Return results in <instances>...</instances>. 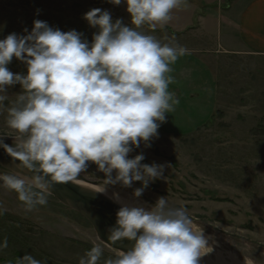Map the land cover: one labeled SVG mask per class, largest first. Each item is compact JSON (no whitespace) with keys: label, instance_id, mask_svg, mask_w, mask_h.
<instances>
[{"label":"clouds","instance_id":"9594fccd","mask_svg":"<svg viewBox=\"0 0 264 264\" xmlns=\"http://www.w3.org/2000/svg\"><path fill=\"white\" fill-rule=\"evenodd\" d=\"M109 2L118 6L122 0ZM123 2L135 27L92 9L84 16L98 29L91 43L75 30L63 32L40 20L27 35L12 33L0 40V114L6 112V126L15 133L12 145L0 136V149L17 169L0 174V187L15 192L25 212H32L47 204L54 183L74 182L95 164L103 173L97 193L120 205L108 240L134 242L104 264H200L213 251L212 238L184 207L170 206L166 197L145 207L125 203L118 191L108 194L117 185L131 188L140 182L133 192L140 198L150 183L164 178L166 165L142 164L143 154L129 156L142 143L151 146L166 114L179 104L169 91L174 82L169 74L187 54L174 36L162 43L138 30L145 24L166 25L184 0ZM13 58L27 66L26 75L9 70ZM17 84L22 93L6 107L7 89ZM6 247L4 238L0 249ZM102 255L103 248L94 245L79 264H98ZM15 264L42 262L26 254Z\"/></svg>","mask_w":264,"mask_h":264},{"label":"rangeland","instance_id":"374dc122","mask_svg":"<svg viewBox=\"0 0 264 264\" xmlns=\"http://www.w3.org/2000/svg\"><path fill=\"white\" fill-rule=\"evenodd\" d=\"M95 8L108 11L113 22L120 19L125 26L135 27L123 0L118 6L109 0H0V40L12 33L27 35L34 21L40 20L63 32L75 30L91 43L98 29L84 16ZM173 15L168 23L186 19ZM138 30L162 43L168 42L165 36H174L185 48L198 42L203 50L196 53L199 70L204 72L197 78L207 79L208 69L214 72L220 86L219 103L213 102L208 81L196 84V100L187 94L186 99H178L179 104L166 114L158 129V138L150 141V147L142 143L129 156L143 154L142 164L166 165L164 178L150 183L140 198L133 196L140 182L131 188L117 185L111 189L145 207L166 197L170 206L187 210L194 223L212 238L218 252L234 254L241 262L264 264V58L214 53L215 28L208 32L196 27L176 34L178 37L167 28L155 30L148 24ZM8 68L27 74V66L15 58ZM189 77L186 83L192 87ZM21 93L19 84L9 87L6 107ZM5 121L6 112L0 114V136L11 138L15 133ZM83 175L102 182L103 173L95 164L90 163ZM0 206V243L7 238V247L0 249L2 261L31 254L42 264H79L86 251L97 244L103 248L98 264L117 256L118 252L99 241L84 217L49 194L46 205L25 212L16 193L0 187Z\"/></svg>","mask_w":264,"mask_h":264},{"label":"crops","instance_id":"0c3cea01","mask_svg":"<svg viewBox=\"0 0 264 264\" xmlns=\"http://www.w3.org/2000/svg\"><path fill=\"white\" fill-rule=\"evenodd\" d=\"M176 13L186 19L156 25L155 30L167 28L168 33L176 35L196 27L208 32L210 28H215L217 44L214 53L264 58V0H184L179 8L173 10V14ZM197 43L192 48H186L187 54L171 65L173 70L169 75L174 82L169 85V91L175 93L177 99H186L187 94L196 100V84L208 81L213 89V102L218 103V81L214 72L208 69L207 79L197 78L204 72L199 70L200 57L196 53L201 54L203 50L198 48ZM188 77L192 87L186 83Z\"/></svg>","mask_w":264,"mask_h":264},{"label":"water","instance_id":"95a60500","mask_svg":"<svg viewBox=\"0 0 264 264\" xmlns=\"http://www.w3.org/2000/svg\"><path fill=\"white\" fill-rule=\"evenodd\" d=\"M5 143L12 145V138H5ZM11 159L5 151L0 149V174L17 170L15 165L11 163ZM23 174L31 175L27 172ZM77 179L74 182L54 183L49 195L53 196L63 206L84 217L93 227L101 243L116 252L130 250L134 242L125 240L122 243L113 245V242L108 240L107 229L115 224L119 206L105 196L75 183L84 182L97 186L100 184L97 181H93L83 174L78 176Z\"/></svg>","mask_w":264,"mask_h":264},{"label":"bare ground","instance_id":"6f19581e","mask_svg":"<svg viewBox=\"0 0 264 264\" xmlns=\"http://www.w3.org/2000/svg\"><path fill=\"white\" fill-rule=\"evenodd\" d=\"M77 185H80L81 187L90 189L92 191H96V187L95 185L92 184H87L84 182H75ZM114 191L113 189H109V195H111V192ZM120 193V192H119ZM101 194V193H99ZM103 196H105L106 198H108V196L101 194ZM121 197L123 198V201L125 203L128 204H134V203H138L136 200H134L132 197L127 196L125 194L120 193ZM109 199V198H108ZM112 201V200H111ZM113 202V201H112ZM117 204V203H115ZM140 204V203H138ZM119 207L120 205L117 204ZM144 206V205H143ZM205 235V234H204ZM206 237H208L207 235H205ZM210 244H212L213 247V251L216 252V255H212L213 253L210 252L209 254L205 255L204 257L201 258L200 260V264H251L250 262H241L239 261V259L237 258V256H235L234 254L231 253H223V252H218L217 251V245L215 243H213V240H210ZM213 256V257H212Z\"/></svg>","mask_w":264,"mask_h":264},{"label":"trees","instance_id":"16d2710c","mask_svg":"<svg viewBox=\"0 0 264 264\" xmlns=\"http://www.w3.org/2000/svg\"><path fill=\"white\" fill-rule=\"evenodd\" d=\"M219 89H220V86L218 85V99H219ZM217 114H221V111L218 110ZM15 262L16 261H2V260H0V264H15Z\"/></svg>","mask_w":264,"mask_h":264}]
</instances>
